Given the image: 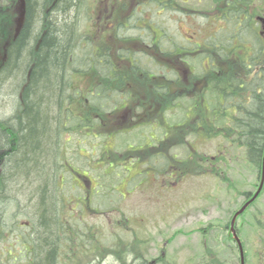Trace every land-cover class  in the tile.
Segmentation results:
<instances>
[{"label": "trees", "instance_id": "obj_1", "mask_svg": "<svg viewBox=\"0 0 264 264\" xmlns=\"http://www.w3.org/2000/svg\"><path fill=\"white\" fill-rule=\"evenodd\" d=\"M225 1L229 3L227 10L220 6L216 9L224 27L201 44L181 43L177 33L169 30L156 38L151 30L155 26L138 25V34L143 37L137 34L118 39L124 47L115 51L117 69L111 49L101 50L91 34H82L78 29L80 17L87 11L83 0H23V25L7 44L0 62V96L13 99L12 114L0 118V214L6 222L0 228L3 264H60L65 259L66 264L80 263L81 248L73 251L70 247L68 221L63 218L65 197L59 190L67 182L65 169L73 177L85 166L99 170L107 164L113 173L118 167L125 169L121 158L111 159L113 152L129 151L136 161L150 157L145 167L157 169V176L166 172L203 176L201 163L206 157L197 163L192 149L189 157L178 162L169 155L173 149L170 140L184 142L189 136L198 140L221 138L223 149L210 159L215 164L210 169L212 175L225 184L226 190L244 198L240 207L257 191L264 158V34L246 7L250 0ZM119 28L125 30L131 25L123 22ZM132 38L142 47H131ZM177 48L183 50L180 61L176 59ZM164 57L176 60L179 66L173 62L171 67ZM203 61L207 66L199 72L195 68ZM187 65L195 66V71L185 77L183 69ZM84 74H91L95 84L82 94L75 78ZM136 81L150 84L153 94L167 98L166 102L157 101L164 107L161 115L154 116L148 102L141 100L140 94L145 92ZM133 82L134 86L127 84ZM80 103L77 112L73 105ZM128 109H135L131 125L113 131L111 128L109 133L107 120L117 123L116 115ZM73 136L77 138L72 143H76L81 158L80 170L71 165L64 152ZM109 141L113 146L107 148ZM86 151L90 155H85ZM241 171L254 177V191L239 188L241 181L236 174ZM56 175L61 176L54 183ZM85 179L86 175L79 177L80 183ZM106 183L98 178L93 193L96 189L100 192ZM263 195L264 182L256 199L239 217L258 204ZM24 205L31 212L32 222L28 224L21 220ZM253 217L252 226L261 235L259 247L264 253V219L255 214ZM230 220L226 223L228 242L236 253L234 264H241ZM24 228L31 230L27 237ZM235 230L245 264V243L236 224ZM198 232L205 237L209 231ZM62 234L65 241H61ZM65 246L74 257L61 254ZM202 253L197 262L190 264H223L207 244ZM139 264L173 263L160 256Z\"/></svg>", "mask_w": 264, "mask_h": 264}, {"label": "rangeland", "instance_id": "obj_2", "mask_svg": "<svg viewBox=\"0 0 264 264\" xmlns=\"http://www.w3.org/2000/svg\"><path fill=\"white\" fill-rule=\"evenodd\" d=\"M83 1L87 11L83 13L84 20L81 27L97 42L117 49L119 43L114 42L115 38L110 37L111 29L117 21L123 20L128 12L131 13V2L134 4L136 1ZM173 2L180 6L182 11L162 12L159 18L164 24L160 27L164 29V26L167 30L176 32L181 43L201 44L214 31L224 27L223 21L217 20L213 23L212 20H207L208 17H212L213 12L217 13V10L208 4L209 0H174ZM20 3V0H0V62L7 44L15 34ZM246 7L253 15L255 23L257 22L255 18L259 17L257 27L259 32L264 33V0H253ZM145 13L147 17L148 15L151 18L157 17L155 8L151 5L146 6ZM136 16L140 17L138 13ZM193 32L197 35L189 39L186 35H192ZM135 44V47L141 45L139 42ZM169 60L175 62L174 59L169 58ZM198 63L199 68L187 65L183 69L184 76H188L189 72L195 69L202 72L207 66L205 61ZM92 82L91 74L79 75L75 78V84L82 93L88 91ZM186 85L188 86V83ZM12 101L11 97L7 98L4 94L0 96L1 119L12 114ZM73 107L78 112L82 105L80 103ZM72 139L77 138L73 136L70 142L66 143L67 149L64 152L67 153L71 165H74L76 170H80L81 158ZM170 143L173 149L169 155L178 162L182 163L189 157L192 149L195 150L197 163L201 157H206L207 160L201 163L205 174L184 177L166 172L157 176L159 171L154 168L147 170L142 165L143 160L131 164L129 162L131 153L125 150L122 153L118 152L119 154L113 152L110 156L111 159L121 158L125 164V169L118 167L114 173L107 164L99 170H91L85 166L83 170L87 173L83 171L76 177H73L69 169H65L64 177L67 182L59 191L65 197L63 218L68 221L66 232L69 235L70 247H74L73 251L77 248L82 249L79 250V264H139L142 261L151 262L160 256L173 264H190L197 262L199 256L202 257L203 246L205 247L206 244L215 251V254L217 253L223 264H234L236 253L233 244L228 242L226 223L230 220L232 212L244 202V198L237 192L226 190L225 184H221L210 172V169L212 171L215 167L210 159L223 149L222 139L198 140L189 136L184 142L170 140ZM112 146L113 141L107 142V148ZM84 154L88 156L89 152L86 151ZM111 172L119 177L111 176ZM84 175L87 179L80 183L79 177ZM60 176L56 175L57 179L54 183ZM98 178L107 183L100 192L96 189L94 195L92 190ZM119 178L123 179L119 181ZM236 178L241 181L239 188L254 191V177L241 171L236 174ZM85 189L87 192H84ZM59 191L57 189L56 193ZM89 193H91L89 198H85V194ZM23 208L21 220L31 223L30 210L25 205ZM262 209H264V195L258 204L235 221L245 243L247 255L245 264H264V253L259 247L261 235L255 230L256 227L252 226L253 214L258 215V219L263 221ZM199 229L209 231L207 236H202L198 232ZM30 233V229H23L24 237ZM60 236L61 241H65V236L63 234ZM68 247L65 246L61 254L68 255L67 258L74 257ZM21 252L25 254L23 248ZM67 262L68 260L65 259L60 264Z\"/></svg>", "mask_w": 264, "mask_h": 264}, {"label": "flooded vegetation", "instance_id": "obj_3", "mask_svg": "<svg viewBox=\"0 0 264 264\" xmlns=\"http://www.w3.org/2000/svg\"><path fill=\"white\" fill-rule=\"evenodd\" d=\"M134 1H136V2H134V4H133V2H131V13L128 12L127 15L124 17V19L123 20H120V21H117L114 24V27L115 28L113 27L111 29L112 33H111L110 37L111 38H115V41L114 42L119 43V47L117 49H113L110 45H103V44H101L99 42L100 43V46H101V50H104V48L111 49L112 54H113V60H114V62L116 64V66H117V69H119V61L116 58L115 51L116 50H119L122 47H124L123 46V42H120V40H118L119 37H122V36H124V37L125 36L126 37H131V36L137 37L138 31L140 29L139 26L143 27V26L149 25V27L155 26V27H152L151 28V30L154 31L153 32L154 36L156 38H162L163 35H164V32L167 31V28H165L164 26H163L164 29H162L160 27V26H162L164 24V22H162V19L159 18L161 16L162 12H167L169 10L182 11V8L173 2L174 0H134ZM209 1L210 2H208V4H210V7H213V9H215V10L218 9L215 6H220L219 8L222 7L225 10H227V8H228L227 6H229V3H226L225 0H209ZM250 2L252 3L253 0L252 1L250 0ZM148 5L149 6L150 5H153L154 6L155 11H156V15H157L156 18H151L150 15H148V17H147V14L145 13V8ZM137 13H138V15H140V17L139 16H136ZM211 16L212 17H208L207 18L208 21L212 20L213 23L215 21H217V20L218 21H222L220 19L221 18L220 17L221 16V13L219 14V12H217L216 14L213 12L211 14ZM251 17H252L251 19L253 20L254 17L252 15H251ZM244 18L246 19V16H244ZM258 18H259L258 16H257V18H255V20L257 22L259 20ZM82 20H84L83 15H82V17H80V22H79L80 25H79V28L78 29L81 31L82 34H86L85 30L81 27V25L83 24L82 23ZM123 22L124 23L125 22H129L130 25H131V28H128V29H125V30L119 28L120 24L123 23ZM84 23H86V22H84ZM131 32H132V34H131ZM213 33L216 34L217 31H214ZM138 35H140L141 37H143L142 34H138ZM175 35L178 36V34H175ZM196 35H197V33L196 32L195 33L193 32L192 35H186V36H188L189 39H193V36H196ZM13 38H14V36H13ZM135 42H139V40H136L135 38H132V40H131V47H135L136 46ZM142 42H144V41H142ZM139 47H142V45H140ZM177 50H178L179 54L176 55V59L178 61H180L182 59V57H183V50L181 48H177ZM164 60L165 61H169L170 64H173V62L170 61V60H168L166 57H164ZM175 64H176V66H179V63L176 60H175ZM136 83H138L139 84V87L141 88V90L143 92H145L144 94H140L141 100H144V101H147L148 102L149 109L150 110H153L152 111V114L154 116L161 115L164 107L161 106L162 104H158L157 101L158 100L162 101L161 99H163V101L165 100V102H166L167 101V98L166 97L165 98H160L161 95L156 94V93H155L156 95L153 94V92L151 90V85L150 84H145V82H142V81H136ZM94 84H95V82H92V84L90 86V89H92V87L94 86ZM127 84H129L130 86H132V85L134 86L135 82H133V84L132 83H127ZM159 84L160 85H163V82H160ZM146 85H147L148 89L150 90L149 93L147 92ZM151 95L154 96V97H152ZM84 101H86V100L84 99ZM134 101H135V99L133 100V102ZM133 111H135V109L134 110L133 109H130V110L128 109L127 111H123L122 113H120L118 117L116 115V118L115 119H116L117 123H113V122H111V119H108L107 120V124H105V127H106L107 131H109V133H110L111 131H113L114 128H125V124H127V125L130 124L131 125V120H132L131 116H133L132 115V112ZM121 125H122V127H121ZM111 128H112V130L110 131L109 129H111ZM144 150H146V149H144ZM145 157H146V155H145ZM148 158H150V157L147 156L146 159L144 160L143 164H142L144 167L147 165V159ZM129 162H131V164H135V163L140 162V161H136L135 154H132L131 155V160ZM149 169L151 170L152 168H149ZM0 173H1V160H0ZM160 175H162V174H160ZM85 195H87V194H85ZM5 224H6V222L4 220V217H2V215L0 214V228H2ZM3 263L4 262L2 260H0V264H3Z\"/></svg>", "mask_w": 264, "mask_h": 264}, {"label": "water", "instance_id": "obj_4", "mask_svg": "<svg viewBox=\"0 0 264 264\" xmlns=\"http://www.w3.org/2000/svg\"><path fill=\"white\" fill-rule=\"evenodd\" d=\"M20 10H19V17L17 19V27L15 30V35L18 34L19 30L21 29L23 22H24V2L23 0H20ZM264 182V158H263V163H262V174H261V180H260V185L257 189V191L254 193V195L248 199L242 206L241 208L233 215L231 222H230V232L233 236V239L236 241L238 248H239V252H240V257H241V264H244V260H243V249L241 246V242L239 240V237L237 236L236 230H235V221L238 218V216H240L246 209L247 207L256 199V197L258 196L262 185Z\"/></svg>", "mask_w": 264, "mask_h": 264}, {"label": "bare ground", "instance_id": "obj_5", "mask_svg": "<svg viewBox=\"0 0 264 264\" xmlns=\"http://www.w3.org/2000/svg\"><path fill=\"white\" fill-rule=\"evenodd\" d=\"M2 157V156H1Z\"/></svg>", "mask_w": 264, "mask_h": 264}]
</instances>
